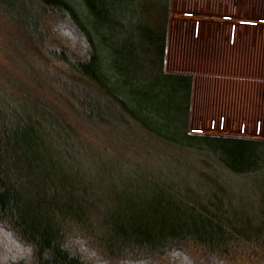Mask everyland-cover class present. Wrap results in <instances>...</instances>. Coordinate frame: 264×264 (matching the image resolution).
<instances>
[{
	"label": "trees",
	"instance_id": "obj_1",
	"mask_svg": "<svg viewBox=\"0 0 264 264\" xmlns=\"http://www.w3.org/2000/svg\"><path fill=\"white\" fill-rule=\"evenodd\" d=\"M171 1L0 0V264H264V139L191 132Z\"/></svg>",
	"mask_w": 264,
	"mask_h": 264
},
{
	"label": "rangeland",
	"instance_id": "obj_2",
	"mask_svg": "<svg viewBox=\"0 0 264 264\" xmlns=\"http://www.w3.org/2000/svg\"><path fill=\"white\" fill-rule=\"evenodd\" d=\"M239 2V0H172L169 13L166 70L202 76L197 79L196 84L199 85V87L197 85L198 91L204 95L207 89L205 86L207 78L204 72H210L212 69L233 77L248 74L250 77H258L255 79L264 78V50H262L264 48V17L261 16L264 14V0H241V4L238 5ZM239 6L242 7L239 9ZM228 13L229 17H225L227 19L212 26L221 29L220 33L213 35L205 32V28L211 26L209 23L214 21L210 19L212 15L226 16ZM251 13L256 14L259 18L261 16L259 21H255L258 23L257 25L262 27L260 32L248 34L240 28L235 31L231 25L226 26V23L240 24V26L248 25L246 19ZM236 19L243 21L237 23ZM16 38H20L18 31L10 22L7 23L0 16V73L5 68L7 71L13 70V73L21 78L28 79L31 78V73H27V68L26 70L22 68L18 61L17 53L19 52L15 45ZM255 46L262 49L255 48ZM243 80L235 81V84L241 89H249L250 87L255 89L256 85L252 81L254 78H243ZM239 82L242 83L239 84ZM257 91L264 96L263 88L262 93L260 90ZM43 92H47V90ZM261 99L262 101L260 99L257 101L264 105V97L261 96ZM261 110L260 117H262L255 120L231 122L227 117H225L226 121L222 118L224 130L219 131L218 129L223 128L220 118L211 116L212 113H206L205 108L202 105L200 107L198 102L194 105L192 123L196 129L202 128L203 133L216 134L219 132L223 133L222 135L229 133L249 138L260 136L264 139V110ZM71 120L76 127L81 128L86 142L99 146L101 141L98 140L94 131L88 129L76 118L71 117ZM210 120L216 121L218 129H207ZM190 123L191 118L189 126Z\"/></svg>",
	"mask_w": 264,
	"mask_h": 264
},
{
	"label": "crops",
	"instance_id": "obj_3",
	"mask_svg": "<svg viewBox=\"0 0 264 264\" xmlns=\"http://www.w3.org/2000/svg\"><path fill=\"white\" fill-rule=\"evenodd\" d=\"M239 1L240 2L238 3V5L241 4V0H239ZM241 7L242 6H239V9ZM261 16L264 17V14H262ZM261 16L259 18V16H257L256 14L251 13V15H248V19H246L248 25L240 26V24L237 25L235 23H233V24L232 23H230V24L226 23V26L231 25L233 27V30H235V31L237 28H240L243 31H246V33H248V34H253L256 32L258 33L261 31L262 27L259 25H257L256 27L253 26L254 23H252V22H255L256 20L259 21V19H261ZM225 17H229V13L226 16L225 15H223V16L212 15L210 19H213L214 21H212L210 23L208 22L211 26H210V28L209 27L205 28V32L208 34H213V35L215 33H220L221 29L216 28V27H212V26L215 25L216 23H221V21L227 19ZM217 21H219V22H217ZM241 21H243V20L238 19L237 23H240ZM255 48L262 49L261 47H258V46H255ZM262 50H264V48ZM220 72L221 71L215 70V69H212L210 72H204L205 77L207 78V81H206L207 84H205V86L207 88L205 91V95L201 94L202 92L198 91V89H197L198 84H196L197 79L202 77V76H197L196 74H194V76H193L195 79L193 81V92H192L191 114H190V118H191L190 130L192 133L208 134V133H203L202 128L196 129L192 123V118L194 115V105H195V103L198 104V102H199L200 107L202 105V107L205 108V110L207 111L206 113H212L211 116H214V117L217 116L220 118V123H221L223 128L222 129L217 128L218 126H216L217 124L215 121L216 118H214L215 120H210L211 122H208L209 126H208V128L206 127L208 130H216V128L219 131L224 130V121L223 120L226 121L225 117H227L228 120L231 122L232 121L236 122L238 120H255V119L262 117V116L260 117V115L262 114L261 109L264 110V105H262V103L257 101V100L260 99L262 101L261 96L262 97H264V96H263V94H260L257 90H260V92H261L262 88L264 89V78L255 79L258 77H256V76L250 77V75H248V74L247 75L242 74V75H237V76L233 77L232 75H229L226 73H220ZM243 78H254V80H252V81H254V85H256V87H254L255 89H253L252 87H250L249 89H245V88L241 89V87H238L235 84L236 83L235 81H244L245 79L243 80ZM240 83H242V82H239V84ZM198 87H199V85H198ZM195 100H196V102H195ZM241 109H243L244 111ZM247 109H249V112H247ZM222 118H224V119L222 120ZM192 127L195 129H193ZM216 134L220 135V136H238V135H232L229 133L222 135L223 133H219V132ZM216 134H208V135H216ZM240 137H245V136H240ZM253 138L263 139L260 136L253 137Z\"/></svg>",
	"mask_w": 264,
	"mask_h": 264
},
{
	"label": "built area",
	"instance_id": "obj_4",
	"mask_svg": "<svg viewBox=\"0 0 264 264\" xmlns=\"http://www.w3.org/2000/svg\"><path fill=\"white\" fill-rule=\"evenodd\" d=\"M253 23H254V24H253V26H255V27H256V26H257V24H258V23H256V22H253Z\"/></svg>",
	"mask_w": 264,
	"mask_h": 264
}]
</instances>
